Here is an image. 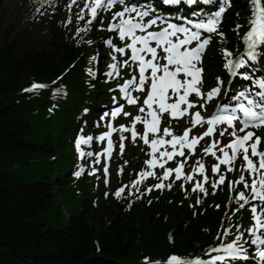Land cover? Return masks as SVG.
Instances as JSON below:
<instances>
[{"label":"snow or ice","instance_id":"1","mask_svg":"<svg viewBox=\"0 0 264 264\" xmlns=\"http://www.w3.org/2000/svg\"><path fill=\"white\" fill-rule=\"evenodd\" d=\"M248 4L247 31L240 37L235 52L228 48L219 50L223 74L217 75L214 86L208 87L202 66L204 55L216 37L219 43L227 40L222 25L233 0H65L69 12L74 6L79 8L75 13L77 27L73 36L78 45L93 44L92 40L85 39L93 25L112 34V38H104V44L110 49L106 76L123 79L116 89H110L118 91L120 97L113 96L116 107L104 114L111 118L106 124L107 130L99 136L75 138L78 157H95V164H99L102 157L110 160L114 151L112 137L116 132L120 134V155L125 151L126 140L137 145L142 142L145 146L142 151L147 159L135 174L136 178L122 184L114 193L105 192V198L113 195L116 199L134 197L139 200L153 190H170L177 181L185 191L186 185L191 183L192 192L207 197L206 185L210 183L211 194L215 195L227 181L230 195L225 218L229 226L223 227L222 220L216 237L220 243L206 250L204 257L207 258L181 257L173 253L165 260L145 257L143 264H238L244 261L264 264V137L255 131L264 128V0H248ZM45 5L55 12L58 0H40L36 12L46 14ZM186 9L190 11L186 13ZM71 22L69 15L67 23ZM242 26L235 25L234 31L238 33ZM98 58L99 52L90 58V63ZM122 69L129 70L128 78L121 75ZM88 73L96 76L92 68ZM234 84L238 86L233 87ZM43 88L45 85L33 83L24 91ZM60 91L57 89V93ZM125 104L135 106L136 114L125 111ZM121 115L131 119L116 127L113 121ZM165 115L169 119L167 125H164ZM186 117L187 126L182 134H176L171 121ZM197 128L204 130L193 134ZM205 138L208 143L202 144ZM96 141L107 142L100 152L85 151L82 147H91ZM198 147L201 156L192 164L191 158L197 155ZM207 156L215 160L211 165V178L203 160ZM237 161H242L240 175L227 180V174L237 170ZM170 163L175 167L168 166ZM186 167L191 171H186ZM103 170L105 185H108V164ZM84 171L81 167L74 175L79 177ZM96 171L93 169L89 174L95 175ZM122 173L123 167L118 169V174ZM149 178L157 182L142 189ZM196 203H200L199 198ZM233 203L235 208L231 207ZM214 206L219 209V204ZM246 207L251 213V223H232V216ZM229 236L233 238L228 240Z\"/></svg>","mask_w":264,"mask_h":264},{"label":"trees","instance_id":"2","mask_svg":"<svg viewBox=\"0 0 264 264\" xmlns=\"http://www.w3.org/2000/svg\"><path fill=\"white\" fill-rule=\"evenodd\" d=\"M6 1L0 0V264H136L143 256L164 260L169 254L189 256L208 248L219 223L214 211L198 221L191 214L172 218L177 210L172 201L129 208L111 200L94 206L84 198L81 212L70 213L68 224L59 229L38 222L49 212L62 217L58 196L77 199L69 170L72 146L66 138L72 132L66 124L81 99L88 98L79 67L85 43L78 45L57 24L59 14L41 43L33 42L25 28L5 29ZM234 1L227 29L233 12L247 3ZM33 81L68 86L59 115H48V92H23ZM207 217L212 231L200 226Z\"/></svg>","mask_w":264,"mask_h":264},{"label":"rangeland","instance_id":"3","mask_svg":"<svg viewBox=\"0 0 264 264\" xmlns=\"http://www.w3.org/2000/svg\"><path fill=\"white\" fill-rule=\"evenodd\" d=\"M5 8H6L5 11H6V16H7V19L4 23L5 29L8 27H15L14 29H16L19 26V24L17 22V20H19V19H21L23 25L25 24L26 26H28L32 22V19L26 18L25 16L21 18V16L18 15V13H19L18 11H19V9H21V5L18 4L17 0H7L6 4H5ZM29 33H32V36H31L32 41L39 43L46 36V27L44 26V24L42 22L38 21L36 23L35 27L33 29L29 30ZM16 176L18 177L19 175H16ZM68 197H70V196L68 195ZM58 199L59 200H58L57 205L60 208L62 216L64 217L65 220H69L70 213L74 214V212H75V208H76L75 204L70 203L71 201L69 198L66 199L67 202L65 201L64 198L58 197ZM184 213H185L184 206L181 205L177 211V215L183 216ZM63 217L57 218L54 216V214L52 212H49V213H45V214L40 215L37 218V220H38V222L45 224L46 228L59 229L64 224ZM91 224H92V222H91ZM202 225H203L202 226L203 228L209 227V225L206 222H204ZM98 226H99V224H98ZM171 234L172 233L169 230L167 238L173 240V238L171 237Z\"/></svg>","mask_w":264,"mask_h":264}]
</instances>
